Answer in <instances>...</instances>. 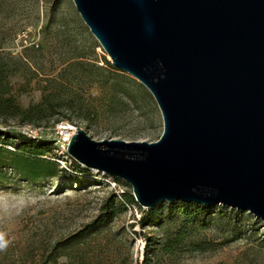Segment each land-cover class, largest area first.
Returning a JSON list of instances; mask_svg holds the SVG:
<instances>
[{"label": "rangeland", "instance_id": "rangeland-1", "mask_svg": "<svg viewBox=\"0 0 264 264\" xmlns=\"http://www.w3.org/2000/svg\"><path fill=\"white\" fill-rule=\"evenodd\" d=\"M108 63L73 0H0V101L23 110L0 111V134L18 147L13 137L33 133L60 167L47 180L8 174L0 183L10 241L0 264H264V222L252 214L178 201L150 214L128 183L69 156L62 123L96 142L155 143L164 133L150 91Z\"/></svg>", "mask_w": 264, "mask_h": 264}, {"label": "water", "instance_id": "water-1", "mask_svg": "<svg viewBox=\"0 0 264 264\" xmlns=\"http://www.w3.org/2000/svg\"><path fill=\"white\" fill-rule=\"evenodd\" d=\"M112 66L163 117L155 143L96 142L67 153L128 183L141 207L222 205L264 222V0H73Z\"/></svg>", "mask_w": 264, "mask_h": 264}, {"label": "trees", "instance_id": "trees-1", "mask_svg": "<svg viewBox=\"0 0 264 264\" xmlns=\"http://www.w3.org/2000/svg\"><path fill=\"white\" fill-rule=\"evenodd\" d=\"M108 64L110 65V63ZM2 102L0 101V111L4 110L5 113L17 115L23 114V110L16 104L13 98L6 100L4 103ZM42 110L43 106L39 105L36 108L29 109L28 112L37 111L40 113ZM13 138L19 141L20 145L18 147H14L15 143L10 142L9 137L5 134H0V183L7 179L8 174L16 175L26 182H37L54 178L55 173L58 172L60 167L47 156L51 155L54 150L51 143L39 141L38 139L25 135ZM197 206L207 208L201 205ZM108 210L116 211L113 204L109 205ZM153 211L154 209H149L148 213L152 214ZM150 218H153V216L150 215ZM183 234L184 231L179 233L178 239L175 242L177 246L180 245V239ZM172 249L173 243L172 245L165 246V252L171 251ZM59 256L58 254L53 259V263H57Z\"/></svg>", "mask_w": 264, "mask_h": 264}, {"label": "built area", "instance_id": "built-area-1", "mask_svg": "<svg viewBox=\"0 0 264 264\" xmlns=\"http://www.w3.org/2000/svg\"><path fill=\"white\" fill-rule=\"evenodd\" d=\"M58 127H59V131L61 133V136H62V140L64 142L69 143L72 136H73V133H72L73 128L71 126H69L68 124H65V123L58 125ZM32 134L33 133H30L28 136L32 137L33 136Z\"/></svg>", "mask_w": 264, "mask_h": 264}, {"label": "clouds", "instance_id": "clouds-1", "mask_svg": "<svg viewBox=\"0 0 264 264\" xmlns=\"http://www.w3.org/2000/svg\"><path fill=\"white\" fill-rule=\"evenodd\" d=\"M9 239L7 238V233L0 231V251H4L9 246Z\"/></svg>", "mask_w": 264, "mask_h": 264}]
</instances>
